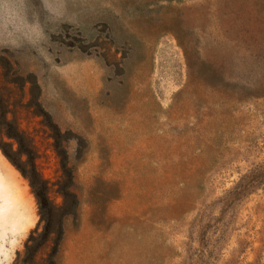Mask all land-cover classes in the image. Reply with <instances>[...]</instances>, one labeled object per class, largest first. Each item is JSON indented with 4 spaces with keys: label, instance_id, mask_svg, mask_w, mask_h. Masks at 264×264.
<instances>
[{
    "label": "rangeland",
    "instance_id": "374dc122",
    "mask_svg": "<svg viewBox=\"0 0 264 264\" xmlns=\"http://www.w3.org/2000/svg\"><path fill=\"white\" fill-rule=\"evenodd\" d=\"M26 5L0 101L44 207L0 149V264H264V0Z\"/></svg>",
    "mask_w": 264,
    "mask_h": 264
},
{
    "label": "trees",
    "instance_id": "16d2710c",
    "mask_svg": "<svg viewBox=\"0 0 264 264\" xmlns=\"http://www.w3.org/2000/svg\"><path fill=\"white\" fill-rule=\"evenodd\" d=\"M19 126L20 125L16 120L7 124V101L1 100L0 101V149L2 150L3 154L7 157V159L22 173V175L25 178L29 179L30 185L33 188L34 194L42 210V207L44 206L42 203L41 188H43V186L41 185L42 179L35 165L36 160H34L35 157V146H33L34 141L30 139L27 133L21 130ZM5 138L14 140L17 143L18 148L15 152H13L15 142H10V143L5 142ZM26 140H28L29 143H26L25 145V142H27ZM13 154L15 156H13ZM25 154H29L31 157H33V159L32 160L29 159L27 163L22 162V157ZM13 157H16L17 161ZM28 163L29 164L32 163L30 172L26 171V169L24 168L25 164ZM41 214H43V211L41 212ZM29 243L33 244L34 250L32 254H30L31 253L30 250L32 249V246H30ZM34 244H35V239L32 236H30L26 244L25 260H24V262L26 261V263L28 264H33L38 256V253H40L41 251V248L37 246L36 249ZM18 256L19 257L17 260L19 262V258L21 256L20 255Z\"/></svg>",
    "mask_w": 264,
    "mask_h": 264
},
{
    "label": "clouds",
    "instance_id": "9594fccd",
    "mask_svg": "<svg viewBox=\"0 0 264 264\" xmlns=\"http://www.w3.org/2000/svg\"><path fill=\"white\" fill-rule=\"evenodd\" d=\"M26 14V0H0V37L8 31H17Z\"/></svg>",
    "mask_w": 264,
    "mask_h": 264
}]
</instances>
